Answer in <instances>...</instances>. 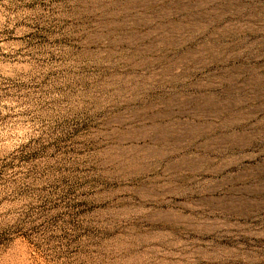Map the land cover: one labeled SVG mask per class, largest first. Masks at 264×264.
<instances>
[{
	"label": "rangeland",
	"instance_id": "obj_1",
	"mask_svg": "<svg viewBox=\"0 0 264 264\" xmlns=\"http://www.w3.org/2000/svg\"><path fill=\"white\" fill-rule=\"evenodd\" d=\"M0 264H264V0H0Z\"/></svg>",
	"mask_w": 264,
	"mask_h": 264
}]
</instances>
